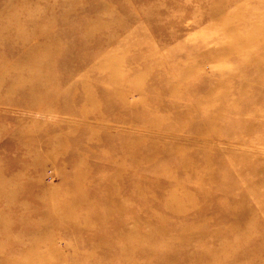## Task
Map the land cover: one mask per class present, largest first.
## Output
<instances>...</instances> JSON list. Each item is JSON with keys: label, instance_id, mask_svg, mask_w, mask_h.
<instances>
[{"label": "rangeland", "instance_id": "rangeland-1", "mask_svg": "<svg viewBox=\"0 0 264 264\" xmlns=\"http://www.w3.org/2000/svg\"><path fill=\"white\" fill-rule=\"evenodd\" d=\"M0 264H264V0H0Z\"/></svg>", "mask_w": 264, "mask_h": 264}, {"label": "bare ground", "instance_id": "bare-ground-1", "mask_svg": "<svg viewBox=\"0 0 264 264\" xmlns=\"http://www.w3.org/2000/svg\"><path fill=\"white\" fill-rule=\"evenodd\" d=\"M37 51H38V50H37ZM35 52H36V51H35ZM35 52H34V53H35ZM28 53H29V52H28ZM40 53H41V52H40ZM23 55H24V54H23ZM26 57H27V56H26ZM35 57H36V56H35ZM39 57H40V56H39ZM28 58H29V56H28ZM24 59H25V58H24ZM31 59H32V58H31ZM29 60H30V59H29ZM40 60H42V59H40ZM27 61H28V60H27ZM40 62H41V61H40ZM40 62H39V63H40ZM46 62H47V61H46ZM43 63H44V61H43ZM48 64H49V63H48ZM17 67H21V66H17ZM32 68H33V67H32ZM179 162H180V165H182V166H186V167H187L186 169H189V168L191 167V164H192V163L189 164L190 161H188V160H186V159H181V160L178 161V163H179ZM184 170H185V169H184ZM184 170H183V171H184ZM183 171H182V172H183ZM182 172H181V173H182ZM185 173H186V172H185ZM185 192H186V190H185ZM187 197L190 198L189 196H187ZM175 199H176V197H175ZM190 202H191L192 205H194V203H195V202H193V200H190ZM180 204H181V203H179V207H178V208H179V210H182L183 207H182ZM170 208H171V207H170ZM169 210H172V208L169 209ZM188 230H189V231L187 232L186 235L191 234L193 231H195V229H192V228H189ZM186 235H185V236H186Z\"/></svg>", "mask_w": 264, "mask_h": 264}]
</instances>
